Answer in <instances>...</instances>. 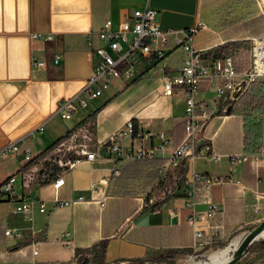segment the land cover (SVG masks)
<instances>
[{
  "label": "crops",
  "instance_id": "1",
  "mask_svg": "<svg viewBox=\"0 0 264 264\" xmlns=\"http://www.w3.org/2000/svg\"><path fill=\"white\" fill-rule=\"evenodd\" d=\"M233 1L0 0V148L9 141L19 140L20 152L6 154L14 157L16 165L6 178L0 179V185L24 167L25 148L33 152L34 157L40 146L47 147L51 140L64 136L56 137L61 131L46 127L60 115L56 111L57 102L77 94L91 76L94 52L100 45L98 32L105 20H112L116 27L133 10L148 6L157 11V21L162 29L188 28L201 22L204 27L193 37V47L208 52L227 42H241L236 52L241 70L250 61V46L244 44H250L249 37L264 33V0H243L240 6L233 5ZM32 33L51 34L53 39L33 40ZM55 54L61 55L58 64L52 62ZM33 57L46 60V66H33ZM186 57L184 50L173 48L160 65L148 70L135 82L124 83L125 90L121 93L129 91L126 97L118 100L121 93L114 92L117 94L115 99L94 108L71 127L92 125L95 140L101 141L128 119L139 120L146 130L165 132L169 138L170 144L156 154V157L164 158V162L156 167H143L141 176L133 179L119 176L123 165L134 160H119V174L110 179L109 197L103 209L87 203L54 209V189L50 183H32L30 188H24L17 180L13 199L36 196L46 201L47 212L40 213L35 206L32 225L38 232L40 244L34 256L27 236L20 239L5 237V227H26L28 224L22 215L13 212L14 202L0 203V264H76V250H90L96 255L99 247L94 246L100 242L105 244L104 263L146 259L164 250H193V228L186 219L207 208L206 196L221 207V212L207 228V232L215 235L213 240L223 239L248 223L253 215L256 194H262L260 204L261 208L264 206V156L251 157L236 165H230L226 156L217 162L203 159L193 164L186 162L182 178L174 168L165 170L169 156L185 135L184 128L178 125L185 118V99L180 90L171 96L163 95L161 77L177 70ZM261 82L264 92V81ZM132 84L138 87L130 92ZM200 89L198 99L207 100L206 96L212 91L206 83L201 84ZM176 93L182 97L181 109L176 108L173 100ZM98 99L90 102L97 103ZM213 100L207 101L213 105ZM247 113L255 114L252 120L260 121L259 136L254 131H246L243 114ZM40 124H43L39 133L41 142L31 145L27 139L35 135L30 132ZM201 138L202 141L209 140L214 150L222 155L252 154L258 146L264 148V113L213 114L201 132ZM128 144L125 141L124 145ZM112 167L113 161L109 158L77 163L64 172L59 197L69 199L77 194L88 195L90 182L109 176ZM156 169V179L149 181L146 174ZM164 170L165 180L169 181H166L167 187H172V192L164 200L151 205L148 200L157 197ZM193 171L221 176L227 181L213 184L209 191H205L200 182H192ZM194 186L199 190L188 194ZM9 240L13 243L9 244ZM66 240L71 244L67 245Z\"/></svg>",
  "mask_w": 264,
  "mask_h": 264
},
{
  "label": "built area",
  "instance_id": "2",
  "mask_svg": "<svg viewBox=\"0 0 264 264\" xmlns=\"http://www.w3.org/2000/svg\"><path fill=\"white\" fill-rule=\"evenodd\" d=\"M204 24L199 22L188 28L162 29L157 21V11L145 6L137 8L128 14L123 20L113 26L110 19L105 20L98 32L100 45L94 52L92 73L87 78L80 91L74 96L61 98L57 102V113L64 120H70L78 108H86L90 101L99 98L104 90L118 80L130 84L139 79L148 70L160 65L173 48L184 50L187 57L183 64L173 72H166L161 77V93L171 96L176 90H180L185 99V135L180 144L169 156L165 170L169 168L185 167V163H194L198 159L206 161H219L226 156L230 165L247 162L264 156V148L257 147V151L250 154L241 152L222 155L214 150L209 140L201 138V132L213 114L222 113L229 105L233 106L238 98L232 97L235 87L244 80L246 83L242 94L248 90L250 85L257 81H264V33L258 36L249 37L251 42L250 61L248 65L237 70L234 65L233 54H226L217 58L206 57L204 50H197L193 47V37L198 33ZM33 40L50 41L51 34L32 33ZM89 40V38H88ZM61 60L60 54L52 58L54 64ZM33 66L40 68L47 64L44 59L33 57ZM206 83L208 89L214 93L213 105L205 99L199 100L201 84ZM241 94V95H242ZM200 112H197V111ZM245 126L248 131H254L259 136L260 121L252 120L255 114H243ZM43 124L34 128L30 135L42 132ZM246 137V134H245ZM248 137V135H247ZM156 139L158 141L154 142ZM128 141V145H124ZM170 144L165 132L152 133L146 130L141 121L128 119L123 126L110 133L104 140L97 141L94 138L92 125L82 124L74 130L54 148V151H63L64 158L43 157L32 162L29 166L23 167L18 174L9 176L0 185V203L14 202L13 212L22 215L28 225L26 227L9 226L4 228V235L8 239H20L27 236L30 240L33 255H37L40 240L38 232L34 229L33 213L35 206L40 213H46V201L38 197L13 199L16 192L17 180L22 187L30 188L32 183H43L48 180L54 189L52 199L53 208L72 207L79 203L96 204L99 209L106 206L109 197V182L111 177L119 174V160H143L152 159L157 152H163ZM251 143V145H254ZM257 145V143H256ZM259 145V142H258ZM52 148V149H53ZM19 151V140L5 143L0 148V155L12 154ZM112 159L113 167L109 176H103L97 181L90 182L88 195L77 194L69 199H62L58 191L64 184L63 174L66 170L72 169L81 161H93L96 159ZM24 161L30 162L33 156L28 148L23 151ZM48 163V164H47ZM53 166L58 167L55 173ZM165 170L161 176L159 193L155 199L150 198L151 205L164 200L172 192V187H167ZM226 179L221 176L204 175L197 171L192 172V182H200L205 191H209L213 184H224ZM238 183V182H237ZM199 188L194 186L188 194L195 193ZM262 194H256V202L252 208V214L262 212L260 199ZM207 208L204 211L194 212L188 216L186 222L193 228L192 249L197 252L207 248L215 235L207 232L211 220L221 212V207L211 201L208 196L204 198ZM202 224V225H199ZM66 236L69 233L65 234ZM67 245L71 241L66 240ZM127 261H121L126 264Z\"/></svg>",
  "mask_w": 264,
  "mask_h": 264
},
{
  "label": "rangeland",
  "instance_id": "3",
  "mask_svg": "<svg viewBox=\"0 0 264 264\" xmlns=\"http://www.w3.org/2000/svg\"><path fill=\"white\" fill-rule=\"evenodd\" d=\"M256 1L257 0H254V2H256ZM216 2H218V0H216ZM243 3H244L243 0H234L232 2L233 5H237V6H240ZM248 5H249V3H248ZM216 7L217 8L215 9V12L218 10V5ZM250 8H252V10L255 9V7L253 5L250 6ZM244 46H246V47L250 46L251 47V42H250V44H249V42L245 43ZM118 81L117 82H113L109 86L108 89L104 90L103 94L99 97L97 103L89 102V105L85 109H80L79 108L78 112L74 115L72 120L65 121V120H63L61 118L60 115H57L47 125L46 128L47 129L49 128V130H53V131H61V134H58V136H56V137H59V135L60 136L61 135H65L67 133V131L69 129H71V127H73L82 118H85L86 116H88L94 110V108L95 109L100 108V107L104 106L107 101L115 99L116 97L114 95L117 96V94L114 93V92L119 91L121 93V91L125 90V86L126 85L121 80H118ZM136 87H138L137 84H135V85L132 84L130 89H129L130 92L135 91ZM127 92H129V91L121 93L119 95V97H118V100L120 98H122L123 96L126 97V95L128 94ZM213 98H214V93H211V94L206 96L207 100H210V99H213ZM173 100H174L176 108L181 109L182 106H183V101H182L181 95L179 93H176L173 96ZM56 137L54 139H56ZM27 141L31 145H36V143H40L41 142V138H40L39 132H36L33 137L32 136L29 137V139H27ZM53 141L54 140H51V142H53ZM51 142H49V143H51ZM56 147H54V148H56ZM45 148H46V146H40L38 148V151H35V154L43 151ZM54 148L51 149L50 151H48L47 154L44 155L43 157L64 158L65 153L63 151H58V150L54 151ZM18 153H20V152H18ZM32 153H31V155H33ZM43 157H41L39 159H42ZM15 165L16 164H15L14 157L12 159L10 155H6V156H1L0 155V179L1 178H6L10 174V172L15 169ZM174 169H175V172L180 173L181 178H182V175H183L182 170H183V168L182 167H176ZM169 178L172 179V176H169ZM166 181L169 182L168 180H166ZM262 208L263 209H262V212L260 214H257V215L253 214L252 216H250L249 220H248V223L244 224L236 232L232 233L231 235H228L227 237H225L223 239L212 240V243L207 248H205L203 250H200V251H197V252H195L194 250H190L189 252H187L186 250H184V251L181 250L178 254H176V256L172 259L171 262H169V261H162V262L156 261L153 258L154 256H151V257H147L141 263L129 260V261L126 262V264H177L180 260H183L185 262L189 256H191L195 261L205 260L207 258V256L209 255V253H211L213 251H216V250H218L220 248L225 247L226 245L229 244V242L233 238H235L237 236H240L241 240H242L244 235L248 231H250L255 225H257L264 218V206ZM8 243L12 244L13 240H9ZM83 254L87 258L88 264H96L93 261L95 253L91 252L90 250H88V251L85 250ZM232 255H231L230 258H232ZM105 264H121V261L120 262H114V263H105ZM234 264H264V238H260V239L254 240L248 246L247 252L245 254H243L240 257V259H238Z\"/></svg>",
  "mask_w": 264,
  "mask_h": 264
},
{
  "label": "trees",
  "instance_id": "4",
  "mask_svg": "<svg viewBox=\"0 0 264 264\" xmlns=\"http://www.w3.org/2000/svg\"><path fill=\"white\" fill-rule=\"evenodd\" d=\"M242 43L241 42H227L224 45L212 49L208 51L205 56L209 58H217L226 54H233V59H234V65L237 70L240 69V66L238 65V60H237V50L241 47ZM261 81L257 80L253 82L248 90L244 92L239 99L237 100V103H235L231 107L230 113L237 112V113H245V112H256V113H264V92L261 89ZM198 112V111H197ZM86 121V120H85ZM84 121V122H85ZM82 122V123H84ZM178 125L182 126L185 131V118L183 121H181ZM74 130L71 129L65 134L64 136H61L57 138L55 141H53L50 145H48L42 152L38 153L33 157V160L30 162H27L24 167L29 166L32 162L35 160L43 157L44 155L47 154L48 151H50L53 147H55L60 141L64 140L72 131ZM164 162V158H161L160 156L154 157L152 159H143V160H134L130 161L126 165H123L122 171L120 174V178H137L141 173V170L143 167H156L160 166ZM48 164V163H47ZM52 171L55 173L58 171V167L53 166ZM158 174V170H152L149 172L147 175V178L149 181H153L156 179ZM43 183H48V180L43 182ZM94 247H99L98 253L94 255L93 261L96 264H105L104 263V249H105V244L104 243H99L95 245ZM94 247L92 250L94 251ZM181 250L177 249H171V250H164L154 256L153 258L156 261H169L171 262L172 259L178 254ZM189 252L190 250H186ZM84 250H76V257H77V262L76 264H88L87 258L84 256ZM145 259H136V260H130V261H135L138 263H141Z\"/></svg>",
  "mask_w": 264,
  "mask_h": 264
},
{
  "label": "water",
  "instance_id": "5",
  "mask_svg": "<svg viewBox=\"0 0 264 264\" xmlns=\"http://www.w3.org/2000/svg\"><path fill=\"white\" fill-rule=\"evenodd\" d=\"M246 83L244 80H242L234 89L232 92L233 98H238L241 96L243 90L245 89ZM231 105H229L225 111V114H230L231 111ZM157 192V191H156ZM153 195H155V193ZM264 229V218L255 225L250 231H248L244 237L242 238L239 246L236 248V250L233 252L232 258H230L227 262L223 264H234L240 257L247 252L248 246L256 240L257 235Z\"/></svg>",
  "mask_w": 264,
  "mask_h": 264
},
{
  "label": "bare ground",
  "instance_id": "6",
  "mask_svg": "<svg viewBox=\"0 0 264 264\" xmlns=\"http://www.w3.org/2000/svg\"><path fill=\"white\" fill-rule=\"evenodd\" d=\"M264 238V229L257 235L256 239ZM241 242V237L233 238L228 245L209 253L205 260L195 261L191 256L184 262L180 260L177 264H223L227 262Z\"/></svg>",
  "mask_w": 264,
  "mask_h": 264
}]
</instances>
